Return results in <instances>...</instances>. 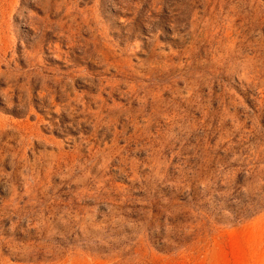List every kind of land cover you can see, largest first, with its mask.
<instances>
[{"label":"rangeland","instance_id":"374dc122","mask_svg":"<svg viewBox=\"0 0 264 264\" xmlns=\"http://www.w3.org/2000/svg\"><path fill=\"white\" fill-rule=\"evenodd\" d=\"M192 1L0 0V264H264V0Z\"/></svg>","mask_w":264,"mask_h":264},{"label":"bare ground","instance_id":"6f19581e","mask_svg":"<svg viewBox=\"0 0 264 264\" xmlns=\"http://www.w3.org/2000/svg\"><path fill=\"white\" fill-rule=\"evenodd\" d=\"M193 1H195V0H193ZM193 1H192V2H193ZM83 53H84V52H83Z\"/></svg>","mask_w":264,"mask_h":264}]
</instances>
